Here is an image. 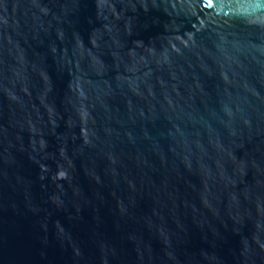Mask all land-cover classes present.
Here are the masks:
<instances>
[{"label": "water", "instance_id": "1", "mask_svg": "<svg viewBox=\"0 0 264 264\" xmlns=\"http://www.w3.org/2000/svg\"><path fill=\"white\" fill-rule=\"evenodd\" d=\"M0 264H264V0H0Z\"/></svg>", "mask_w": 264, "mask_h": 264}]
</instances>
